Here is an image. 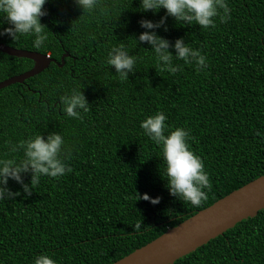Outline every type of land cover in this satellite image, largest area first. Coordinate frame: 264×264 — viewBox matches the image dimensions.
Wrapping results in <instances>:
<instances>
[{
  "label": "trees",
  "instance_id": "trees-1",
  "mask_svg": "<svg viewBox=\"0 0 264 264\" xmlns=\"http://www.w3.org/2000/svg\"><path fill=\"white\" fill-rule=\"evenodd\" d=\"M0 42L69 53L0 89V264H111L264 174V0H0ZM172 264H264V208Z\"/></svg>",
  "mask_w": 264,
  "mask_h": 264
},
{
  "label": "water",
  "instance_id": "water-1",
  "mask_svg": "<svg viewBox=\"0 0 264 264\" xmlns=\"http://www.w3.org/2000/svg\"><path fill=\"white\" fill-rule=\"evenodd\" d=\"M0 51L34 61L27 71L0 81V89L42 72L51 62H62L37 51L15 48L0 42ZM264 208V174L233 190L208 207L199 210L163 234L111 264H172L211 239L223 234L238 222L255 216Z\"/></svg>",
  "mask_w": 264,
  "mask_h": 264
},
{
  "label": "bare ground",
  "instance_id": "bare-ground-1",
  "mask_svg": "<svg viewBox=\"0 0 264 264\" xmlns=\"http://www.w3.org/2000/svg\"><path fill=\"white\" fill-rule=\"evenodd\" d=\"M47 55H49V54H47ZM50 56V55H49Z\"/></svg>",
  "mask_w": 264,
  "mask_h": 264
}]
</instances>
